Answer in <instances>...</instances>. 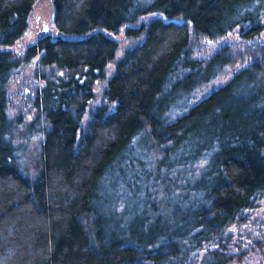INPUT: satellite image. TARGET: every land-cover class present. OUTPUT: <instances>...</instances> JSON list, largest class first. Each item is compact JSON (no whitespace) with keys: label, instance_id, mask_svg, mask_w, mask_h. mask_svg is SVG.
<instances>
[{"label":"trees","instance_id":"trees-1","mask_svg":"<svg viewBox=\"0 0 264 264\" xmlns=\"http://www.w3.org/2000/svg\"><path fill=\"white\" fill-rule=\"evenodd\" d=\"M36 1L0 0V264H264V0H53L57 35L23 58L48 69L34 104L52 125L33 175L14 153L21 59L8 47ZM152 12L170 20L142 24L89 108L119 47L111 34ZM237 28L241 41H226Z\"/></svg>","mask_w":264,"mask_h":264},{"label":"rangeland","instance_id":"rangeland-1","mask_svg":"<svg viewBox=\"0 0 264 264\" xmlns=\"http://www.w3.org/2000/svg\"><path fill=\"white\" fill-rule=\"evenodd\" d=\"M53 16L54 1L37 0L30 14L28 29L23 36L8 47L17 59H21L18 66L14 69L8 84V115L11 119L20 117V122L12 128L13 145L15 148L14 153L20 168L29 170L33 175L35 174V165L39 159L40 146L45 140L46 132L51 129L52 125L49 114L44 112L46 109L40 112L39 116H36L37 107L34 104L37 89L45 84V80L42 78L41 73H46L48 69L46 66L38 64L39 56H33L27 61H24L23 58L26 56L29 46L34 44L40 36L44 34H56ZM160 16H162V14L159 12L141 15L136 21L121 26L117 34H111V36L118 41L119 47L114 61L107 65L105 77L99 79L94 84V97L91 101V108L102 103L104 90L107 87L109 78L115 71L117 61L125 55L126 51L143 42L146 30L141 28L142 24L144 22L148 23L152 18ZM162 17L165 21L170 20L164 16ZM174 21L178 22L179 20L174 19ZM128 27H131L132 31L129 32L127 29ZM239 30V28L235 29L229 34V38L225 40H236V42L239 43L244 32H240ZM261 36H264L263 32ZM209 48L211 49L210 46ZM0 49L2 48L0 47ZM243 65H246V62L239 61L234 65L228 66L223 75L198 90L197 98L191 101L183 99L181 102H178V104H182L187 101V106L180 105V107H177L178 109H176L172 117L181 114L189 105L196 103L202 97L208 95L214 88L226 82L234 72ZM60 74H62V72ZM49 97L50 96L47 94L44 100H49ZM104 185L107 192L112 194V202L110 201V205L114 206L115 198L118 197V194L121 193L122 190L117 185L111 186L109 179L105 181ZM135 204L143 206V201H136L135 198L128 200L127 206L130 210H133V213V206L135 207ZM258 211L262 212L264 215V199L260 201Z\"/></svg>","mask_w":264,"mask_h":264},{"label":"flooded vegetation","instance_id":"flooded-vegetation-1","mask_svg":"<svg viewBox=\"0 0 264 264\" xmlns=\"http://www.w3.org/2000/svg\"><path fill=\"white\" fill-rule=\"evenodd\" d=\"M57 35V31H56V34H44V35H42V36H40L39 38H38V40H40V39H42V38H45V37H49L50 39H54V37ZM37 40V41H38ZM36 41V42H37ZM83 82V81H82ZM82 82H80V83H82ZM95 84V83H94ZM83 89V90H82ZM81 91H83V92H78L79 94L80 93H84V91H85V86H81V89H80ZM73 91V90H72ZM91 91H92V93H93V95H94V86L92 87V89H91ZM81 100H79V102H82L83 100H84V98H80ZM92 99L93 98H91V99H89L88 101H87V103H88V107L90 108L91 107V101H92ZM79 107V106H78ZM64 108H66V107H64Z\"/></svg>","mask_w":264,"mask_h":264}]
</instances>
